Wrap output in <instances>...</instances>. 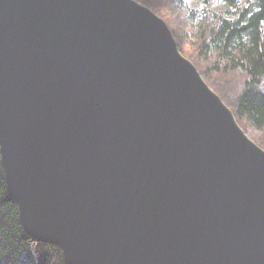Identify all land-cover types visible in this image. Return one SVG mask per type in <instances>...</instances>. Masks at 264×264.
Wrapping results in <instances>:
<instances>
[{"label":"water","instance_id":"obj_1","mask_svg":"<svg viewBox=\"0 0 264 264\" xmlns=\"http://www.w3.org/2000/svg\"><path fill=\"white\" fill-rule=\"evenodd\" d=\"M0 160L65 264H264V151L134 0H0Z\"/></svg>","mask_w":264,"mask_h":264},{"label":"trees","instance_id":"obj_2","mask_svg":"<svg viewBox=\"0 0 264 264\" xmlns=\"http://www.w3.org/2000/svg\"><path fill=\"white\" fill-rule=\"evenodd\" d=\"M134 1L154 13L160 12L150 0ZM222 1V12L212 7L192 11L207 18L193 19V25L201 29L196 43L198 53L204 60L216 59L218 72L243 73L245 82L232 100L234 115L242 127L244 122L264 131V0ZM0 264H65L58 247L38 242L23 230L18 207L7 190L1 160Z\"/></svg>","mask_w":264,"mask_h":264},{"label":"rangeland","instance_id":"obj_3","mask_svg":"<svg viewBox=\"0 0 264 264\" xmlns=\"http://www.w3.org/2000/svg\"><path fill=\"white\" fill-rule=\"evenodd\" d=\"M158 10L159 13H154L161 18L171 30L182 56L189 60L200 72L202 78L210 89L223 101L224 104L234 114V99L237 90L244 84L245 77L241 72H227L216 71V59L204 60L199 56L197 37L201 32L197 28V24L193 25L194 20H203V15L197 13L194 15L192 11H198L212 7L216 12H222L224 3L222 0H150ZM147 8V7H146ZM207 19V18H206ZM209 22V21H208ZM194 32V33H193ZM193 33V34H192ZM233 100V102H232ZM237 119V118H236ZM238 122V121H237ZM242 123V122H241ZM240 124V121H239ZM248 136L260 149L264 151V131H257L250 128L248 125H239Z\"/></svg>","mask_w":264,"mask_h":264}]
</instances>
